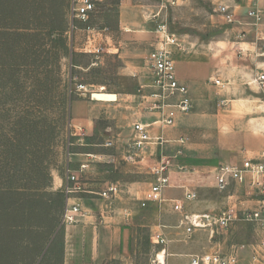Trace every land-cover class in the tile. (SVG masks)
<instances>
[{"label":"rangeland","instance_id":"1","mask_svg":"<svg viewBox=\"0 0 264 264\" xmlns=\"http://www.w3.org/2000/svg\"><path fill=\"white\" fill-rule=\"evenodd\" d=\"M119 2L110 0L105 12L92 21L96 27H106L107 32L103 34L106 39L98 42L102 51L89 54L83 52L80 32L75 33L73 42L69 40L68 0H0V227H19L9 238L2 235L0 264H61L64 228L59 230L58 223L65 202V165L70 157L71 167L77 168V155L85 149L102 153L114 151L118 145L120 150H128L133 123L130 116L138 112L134 96L139 84L133 73L143 74V80L150 82L145 58L159 46L154 33L159 24L166 25L185 45L186 51L180 54L202 58L210 55L213 62L228 56L231 71L238 63L240 35L247 33L244 41L250 40L251 32L241 24H227L217 12L219 5L233 11L238 8L235 16L241 23L240 8L246 6L241 0H184L177 8L162 7L161 0H133L140 7L129 13L118 11ZM210 68L211 78L220 79L219 66ZM234 79L231 72L223 82L231 88ZM100 88L116 94L117 102L94 105L97 102L91 94ZM248 89L251 102L257 94L253 88ZM76 104H86L90 112V120L81 130L72 116ZM239 105L247 118L257 116L253 112L255 103ZM177 126L178 120L175 127H156L174 132ZM205 140L203 144L213 149L214 141ZM173 145L168 143L163 154L172 157ZM127 163L132 171L134 162ZM136 171L122 175L139 181L137 190L146 192L155 178L152 173ZM16 191L26 194H9ZM176 191L172 189L165 196L180 198L181 193ZM128 198V205L123 202L119 207L123 212H132L137 220L133 228L135 264H149L150 227L157 221L139 208L135 194ZM75 202L90 214H100L104 206L96 194L84 192L76 196ZM12 204L16 205L13 211ZM157 210L168 215V220H163L166 224L175 223L169 217L168 203L157 206ZM173 231V253L183 254V250L201 254L211 245L207 233L183 241ZM218 233L220 241L231 240L232 245L237 241L246 243L252 234L247 224L236 228L234 234Z\"/></svg>","mask_w":264,"mask_h":264},{"label":"crops","instance_id":"2","mask_svg":"<svg viewBox=\"0 0 264 264\" xmlns=\"http://www.w3.org/2000/svg\"><path fill=\"white\" fill-rule=\"evenodd\" d=\"M119 1L117 8L120 13L133 12L136 10L135 8L140 7L133 0ZM241 1L246 6L240 8L243 10L240 11V14L243 15V21L240 24L244 30L251 33L250 40L244 41L247 37V33H245V37L240 38L241 41L237 43L239 46L237 48L238 63L235 69L231 71L228 56H222L221 59L216 58L213 62V58L210 55L202 58L183 55L177 50L173 51L177 77L180 82L188 87L192 103L190 115L178 116V126L174 132L166 129L160 130L159 127H156L158 126L156 123L158 115L144 111L141 107L140 96L149 95L153 92L151 88L152 74L150 82L147 83L143 80L145 79L143 74L133 73L139 84L138 94L134 96L137 99L136 107L138 112L133 116L131 115L130 118L133 119V122L139 121L150 125L152 136H161L163 143L160 145L159 142L153 141L148 144L138 154L136 161L132 164V171L128 165L129 163L127 161H125L126 163L124 162L127 150H120L118 145H116L114 151L97 153L85 149L77 155L79 164H88L86 172L81 176L86 193L96 194L99 192H97L98 189H104L110 184L123 185V189H121L120 194L113 203L112 212L101 210L100 214L91 213L81 223L63 226L64 243L62 246L61 264H135L137 252L134 246L133 228L137 220H135L134 215L129 210L125 209L126 211L123 212L119 204L124 202L128 205V199H130L128 196L133 194L141 200L144 192L137 190V185L140 184L139 181L127 179L128 177L122 174H126V172L134 173L135 169L138 170L136 171L137 173H151V168L158 164L160 154H163V150L170 142L174 144V154L171 158L175 168L169 173L173 188L168 189L166 195L168 191L175 189L177 190L176 193H181V198L184 188L195 190L198 193L199 200L195 204L187 205L189 212L211 211L217 213L231 204L237 205L241 210L255 208L256 199H248L245 196V187L235 188L231 186L224 192H219L216 188L215 171L219 165H239L244 159H256L264 162V116L258 110L259 94L255 86L250 84L255 74V66H260L262 62L255 54L257 53V45L262 44L259 39H264V19L256 28L250 25L251 20L244 16V11L246 14V10L250 6V0ZM237 10L238 8L236 10L234 8V13ZM103 38L106 39V36L100 37L98 41ZM208 65L210 67L219 66L217 69L220 72L219 80L223 84L226 76L228 77L232 72L236 78L234 79L235 85L231 88L226 84L223 87L215 86L212 83L213 78H211L212 68H208ZM146 68L149 67L147 66ZM133 69H137V66L135 65ZM149 72H151L150 69ZM247 86L253 88L257 94V98H254L251 102L249 100L252 97L247 93V90H249ZM104 103L97 101L94 105L101 107L105 105ZM207 103L209 104L206 105ZM214 103L219 104L214 105ZM234 103L238 105L235 106ZM241 103H255L253 112L257 116L247 118L245 111L241 110L239 105ZM87 107L86 104H76L72 107V116L74 120H77L76 127L79 130L83 127L85 128L90 120V112L86 111ZM82 109L83 113L81 112ZM170 137L172 141L169 140ZM204 139H212L214 141L213 149H209L206 144H203L202 141ZM121 165L125 166L121 167ZM141 210L152 214L153 220L157 221V223L168 220V215L165 213L161 214L155 204H149L147 208ZM169 217L175 223H163L168 226L165 230L168 237L170 238V230H174L176 236L180 237V230L174 228L177 222V215L170 210ZM157 223L150 227V232ZM244 224L251 227L252 233L250 240L246 243L237 241L236 244L232 245L230 244L231 240L227 243L226 239L220 241L222 238H218V232L225 235L226 233L234 234L236 228ZM201 232L203 231L196 234ZM204 233L207 232L205 231ZM208 236L207 239L211 242V245L207 247L208 251L204 253L216 251L222 254H230L236 252L239 264H250V248L251 245L258 242L260 233L258 228L256 231L255 227L249 223L237 222L225 231H216L212 237ZM172 244L173 241L171 240L167 250L169 264H188L187 255L196 254L184 253L183 250H180L183 254L180 252L173 253L171 251ZM244 244L247 246L246 249L239 248L240 245Z\"/></svg>","mask_w":264,"mask_h":264},{"label":"built area","instance_id":"3","mask_svg":"<svg viewBox=\"0 0 264 264\" xmlns=\"http://www.w3.org/2000/svg\"><path fill=\"white\" fill-rule=\"evenodd\" d=\"M109 1L68 0L69 40L73 42L75 33L80 32L84 41L83 52L85 53L99 54L102 51L98 39L107 32V28L96 27L91 23L105 12ZM161 2L162 7L177 8L184 3V0H161ZM263 2L264 0H250L246 14L251 20L250 25L255 28L264 19ZM217 12L227 24H240L229 6L219 5ZM154 33L159 39V46L146 57L147 66L152 74L151 88L153 92L149 95L140 96L141 107L144 111L158 115L156 123L160 127H173L179 115L187 114L192 109L188 87L179 81L173 57L174 50L184 52L186 47L179 42L174 34L168 31L164 24H159ZM244 37L245 33L240 35V38ZM259 41L262 44L257 45L255 56L262 62L260 66H255V74L250 84L255 86L259 94L258 110L264 116V39H259ZM212 83L215 86H224L217 78L213 79ZM131 130L132 138L125 154V161L127 162H135L138 154L153 141L159 142L160 145L163 143L161 136H152L150 125L136 121L132 123ZM108 145L111 146L112 143ZM87 168V163H80L77 168H72L70 157L65 165L63 184L65 202L61 214L62 226L76 225L91 215L88 210L83 209L75 202L77 195L86 193L83 183L80 182V177ZM174 168L175 164L172 158L161 153L158 164L151 168L155 181L144 192L143 198L139 201V208L145 209L149 204L160 206L168 203L171 212L177 215L174 228L180 230V237L183 241L191 240L200 231H206L212 237L216 231H225L237 222L249 223L255 227L256 231L258 228L260 233L258 242L251 245L250 248V264H264V162L256 159H244L239 165L221 164L216 168V188L219 192H224L231 186L235 188L245 187V196L248 199H256L254 209L241 210L237 205L231 204L217 213L211 211L189 212L187 205L195 204L199 200L198 193L189 188H184L181 198L165 196L167 190L173 188L169 173ZM120 192L121 189L118 185L110 184L96 193L104 202L102 211H113V203ZM167 228V225L157 223L155 228L151 230L152 256L149 264H169L167 250L171 239L165 231ZM239 248L246 249L247 247L240 245ZM187 258L188 264H239L236 252L230 254H222L216 251L196 253L187 255Z\"/></svg>","mask_w":264,"mask_h":264},{"label":"trees","instance_id":"4","mask_svg":"<svg viewBox=\"0 0 264 264\" xmlns=\"http://www.w3.org/2000/svg\"><path fill=\"white\" fill-rule=\"evenodd\" d=\"M116 1V0H115ZM2 194V193H1ZM9 194H11V195H13L14 197L15 196H17V195H25L26 194V192L24 193H21L20 191H16V192H10ZM27 196H29V195H27ZM15 204H12L11 205V211H13V209H15ZM63 209V208H62ZM17 228H19L17 225H14V224H12V225H8L6 228H3V227H0V245L2 244V241H3V239H2V235L3 234H5L6 236H8V238H9V236L11 235V234H14L15 233V230H17ZM63 228V226L61 225V221L58 223V229L60 230V229H62ZM4 238V237H3ZM48 244V243H47ZM47 244L44 246V248L47 246ZM51 245H52V243H51ZM43 248V249H44ZM47 250H48V248H47ZM47 252V251H46Z\"/></svg>","mask_w":264,"mask_h":264},{"label":"bare ground","instance_id":"5","mask_svg":"<svg viewBox=\"0 0 264 264\" xmlns=\"http://www.w3.org/2000/svg\"><path fill=\"white\" fill-rule=\"evenodd\" d=\"M91 98L93 101L100 102H115L117 97L115 94L108 93L104 91L103 88H100L98 92H94L91 94Z\"/></svg>","mask_w":264,"mask_h":264}]
</instances>
